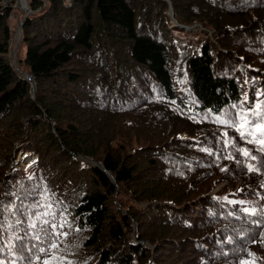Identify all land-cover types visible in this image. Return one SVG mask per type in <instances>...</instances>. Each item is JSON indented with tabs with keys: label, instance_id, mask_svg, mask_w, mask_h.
Instances as JSON below:
<instances>
[{
	"label": "trees",
	"instance_id": "16d2710c",
	"mask_svg": "<svg viewBox=\"0 0 264 264\" xmlns=\"http://www.w3.org/2000/svg\"><path fill=\"white\" fill-rule=\"evenodd\" d=\"M3 1L0 264H264V0Z\"/></svg>",
	"mask_w": 264,
	"mask_h": 264
},
{
	"label": "rangeland",
	"instance_id": "374dc122",
	"mask_svg": "<svg viewBox=\"0 0 264 264\" xmlns=\"http://www.w3.org/2000/svg\"><path fill=\"white\" fill-rule=\"evenodd\" d=\"M16 3H14L12 0H10L11 5H13V12L11 13L10 19H9V27L13 33V40H12V53H11V59L13 61V65L17 66L15 64V60L13 58V56H16V47L19 43L20 40V21H21V14L22 12L24 14H26V10L28 7V0H15ZM17 7V9H16ZM29 9V7H28ZM30 11V10H29ZM170 13V18H171V22H174L172 20L173 18V13L170 9L169 11ZM174 26V23L172 24ZM183 29L187 30V32H193L194 30H196V33L199 32L201 30L200 26L197 25H193L190 27L187 26H182ZM19 49V56L23 55V52L25 54V49L23 46H18ZM21 147V146H19ZM18 147H16L17 149ZM82 158V157H81ZM37 156L34 153H29V152H21V150H17V152L12 156V163H11V168H13L16 171H20L23 172L24 174L29 173V171L31 170V168H33V166H35V164L37 163ZM83 159V158H82ZM84 161L86 163H88L85 159ZM89 164V163H88ZM225 183L219 184L216 186V188L211 191V194H216L218 191H220L222 188H225ZM136 230V225H134V231ZM134 233L131 234L130 237H132V241L134 243H137V239L134 236ZM79 242L76 241L73 244H71V250H76L80 248V245L78 244ZM142 244L148 245L147 242H141ZM56 247L52 248L51 252L49 253L51 256L49 257H44L43 259L41 258H36L33 262V264H44L45 261H49V264H67V260L66 259H71V258H76V256L78 254H74L73 252H68L66 259L65 257H63V255H61V248L59 247V244H55ZM50 251V250H49ZM57 253V254H56ZM69 256V258H67ZM63 257V258H62Z\"/></svg>",
	"mask_w": 264,
	"mask_h": 264
},
{
	"label": "snow or ice",
	"instance_id": "6c2138e0",
	"mask_svg": "<svg viewBox=\"0 0 264 264\" xmlns=\"http://www.w3.org/2000/svg\"><path fill=\"white\" fill-rule=\"evenodd\" d=\"M255 115L259 116L260 115V111L259 109L256 110V112L254 113ZM253 124V130L251 132L246 133L245 131L240 132L241 137L245 136V135H253V136H264V123H255L253 121H250L247 116H242L241 117V124H240V129H244L246 128L248 125ZM261 144H264V139H261L259 141ZM244 155L247 156L248 153L247 151L244 152ZM251 170V169H250ZM245 211H247V209H245ZM48 222L45 221V224H47ZM33 227H35V225H33ZM53 229L55 230V225L52 226ZM2 247V246H0ZM53 248L56 247L55 244L52 245ZM45 250L42 248L41 252H44ZM44 264H49V261H45ZM242 264H247V262H242Z\"/></svg>",
	"mask_w": 264,
	"mask_h": 264
},
{
	"label": "water",
	"instance_id": "95a60500",
	"mask_svg": "<svg viewBox=\"0 0 264 264\" xmlns=\"http://www.w3.org/2000/svg\"><path fill=\"white\" fill-rule=\"evenodd\" d=\"M167 1H168V0H167ZM168 2H169V1H168ZM29 13H30V11H29V9H28V7H27L26 15L29 14ZM20 26H21V24H20ZM14 67H15V69H16V66H15V65H14ZM23 77L26 78V79H28V80H30V82L32 83V92H34V91H35V88H36L35 80H33L32 76H29L28 74H25V73L23 74ZM83 159H85L88 163H91V164L97 166V167L100 168L102 171L104 170V168H103V166H102L101 164L96 163V162H93L90 158L87 159V158H84V157H83ZM105 174H107L108 177L111 179V181L114 182V178H113V176H112L111 174H109L106 170H105ZM133 237H134V235H133Z\"/></svg>",
	"mask_w": 264,
	"mask_h": 264
},
{
	"label": "built area",
	"instance_id": "2783aa9c",
	"mask_svg": "<svg viewBox=\"0 0 264 264\" xmlns=\"http://www.w3.org/2000/svg\"><path fill=\"white\" fill-rule=\"evenodd\" d=\"M67 1H69V0H67ZM3 2H4L5 7H6V5H10V6H12V8L14 7L13 5H11L10 0H4Z\"/></svg>",
	"mask_w": 264,
	"mask_h": 264
}]
</instances>
